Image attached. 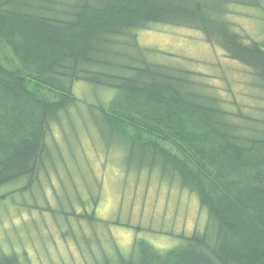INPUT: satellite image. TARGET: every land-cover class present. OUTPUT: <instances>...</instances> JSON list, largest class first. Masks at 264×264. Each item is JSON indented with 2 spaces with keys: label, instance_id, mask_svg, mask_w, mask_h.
Returning a JSON list of instances; mask_svg holds the SVG:
<instances>
[{
  "label": "trees",
  "instance_id": "trees-1",
  "mask_svg": "<svg viewBox=\"0 0 264 264\" xmlns=\"http://www.w3.org/2000/svg\"><path fill=\"white\" fill-rule=\"evenodd\" d=\"M231 6L264 15V0H0V189L25 181L14 191L23 195L57 171L46 141L80 104L74 84L113 89L107 104L88 106L101 135L139 166L175 173L207 224L168 250L143 240L127 256L113 247L104 264H264V117L237 120L199 90L200 75L148 60L137 40L149 24L196 30L264 93V39L238 32ZM90 195L70 214L96 232L106 223L95 214L98 192ZM0 264L31 263L11 251L0 252Z\"/></svg>",
  "mask_w": 264,
  "mask_h": 264
},
{
  "label": "rangeland",
  "instance_id": "rangeland-1",
  "mask_svg": "<svg viewBox=\"0 0 264 264\" xmlns=\"http://www.w3.org/2000/svg\"><path fill=\"white\" fill-rule=\"evenodd\" d=\"M229 8L227 18L238 32L264 39L260 9ZM137 40L149 51L148 60L200 75L195 79L199 90L219 99L223 109L240 117L237 120L263 119L264 93L250 71L226 58L198 31L149 24L137 32ZM73 88L80 104L60 115V124L51 126L46 141L57 171L49 168L45 178H39L41 188L34 186L23 195L14 191L25 181L0 189V195L11 193L0 204V252L25 251L31 264H104L112 258L113 247L127 256L134 240L168 250L195 231L202 232L207 211L195 194L180 186L175 173L163 171L159 163L139 166L117 142L108 144V137L101 135L103 127L94 123L88 106L107 104L115 91L83 82ZM95 192L96 217L106 224L91 232L85 221L74 220L70 213H82L79 200L87 207Z\"/></svg>",
  "mask_w": 264,
  "mask_h": 264
}]
</instances>
